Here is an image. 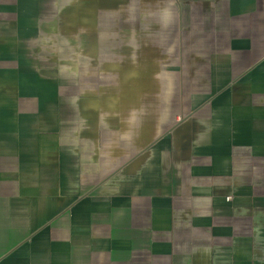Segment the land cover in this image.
I'll list each match as a JSON object with an SVG mask.
<instances>
[{"label": "crops", "instance_id": "obj_1", "mask_svg": "<svg viewBox=\"0 0 264 264\" xmlns=\"http://www.w3.org/2000/svg\"><path fill=\"white\" fill-rule=\"evenodd\" d=\"M0 264H264V0H0Z\"/></svg>", "mask_w": 264, "mask_h": 264}]
</instances>
